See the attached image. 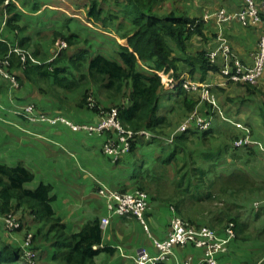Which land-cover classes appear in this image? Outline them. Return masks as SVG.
<instances>
[{"label": "crops", "instance_id": "obj_1", "mask_svg": "<svg viewBox=\"0 0 264 264\" xmlns=\"http://www.w3.org/2000/svg\"><path fill=\"white\" fill-rule=\"evenodd\" d=\"M93 1L11 0L15 14L19 16L13 24L20 30L8 26L11 15L3 3L0 5V61L15 50H23L37 64L52 62L61 50L56 41V34H61L77 36L74 38L77 43L68 49L69 58L76 60L78 54L83 53L86 57V62L80 59L74 63L71 60L59 63L58 67L65 69L66 73H62L61 78L79 79L82 74L88 73L90 60L98 55L121 62V47L128 46V38L134 34L135 28L129 19L90 20L88 11ZM151 1L153 10L161 15L185 13L202 20L206 40L200 36L190 39L188 55L195 58L198 53L205 52L208 60L213 56L210 63L220 70L203 73L200 63L192 68L186 63L188 57L172 40H168L173 58L178 61L179 78L175 80L170 74L156 73L166 78L158 109L159 115L167 118L169 126L162 131L167 135V142L171 137L174 139L172 151L178 148L170 162L167 159L172 151L158 146L146 147L142 142L132 153L118 162H112L102 150L106 136H88L62 126L30 123L19 116L29 104L36 105L44 113L59 112L63 110L59 102L61 98L68 100L75 111L84 112L77 113V120L80 117L84 118L83 121L97 122L101 113L86 110L83 97L78 103V97L84 95L88 88L95 92L103 108L130 105L128 98L111 97L92 82L81 88L79 94L71 92L73 94L70 95L53 78L47 82L38 77L29 80L22 67L10 69L20 82L18 90L0 75V164L15 167L23 163L35 176L24 186L28 190L34 191L41 183L53 187L52 207L56 218L65 225L67 234H78L87 223L100 221L101 248H114L115 251L98 254L96 264H136L141 250L145 249L151 255L157 253L138 220L118 217L109 211L107 200L99 194L102 186L121 192H147L150 209L146 221L152 235L164 239L176 214L174 204L177 198L172 196L177 189L172 183L178 180L181 168H186L185 172L197 178H200L197 173L201 171L207 182L232 176L236 172H243L257 182L264 181V152L256 146L236 149L232 142L251 134L254 140L264 145V76L257 87L249 88L248 85L230 82L222 74L235 62L247 68L253 65L262 25H246L238 19L244 7L242 0ZM114 3V0H108L106 9L114 10ZM223 11L226 15L222 17ZM6 49L8 51L4 54ZM76 64L82 66V71L74 66ZM151 68V63L139 62V71L147 74L155 72ZM186 82H191L195 88L185 90L182 85ZM125 93L129 94L130 89H126ZM210 114L213 115L210 129H200L195 116L206 118ZM186 121L189 123L187 132L178 131V127ZM192 181L197 182L194 177ZM260 216L258 214L256 219ZM103 219H109L110 224L103 225ZM31 220L34 245L39 253L37 264H58L53 259V235H48L49 240H46L48 227ZM263 221L260 220L262 230ZM38 228L43 231L38 233ZM240 235L231 244L228 253L218 256V264H264V241H260L259 237L242 238ZM8 243L13 246L11 240ZM202 257L203 252L194 247L176 248L164 264H185L189 259L196 263Z\"/></svg>", "mask_w": 264, "mask_h": 264}, {"label": "trees", "instance_id": "obj_2", "mask_svg": "<svg viewBox=\"0 0 264 264\" xmlns=\"http://www.w3.org/2000/svg\"><path fill=\"white\" fill-rule=\"evenodd\" d=\"M3 1L0 0V5L5 3ZM107 2L108 0H103V3ZM114 2L117 9L105 11L99 2L94 0L88 11V18L94 22L113 21L120 18L131 21L135 32L128 38V46L121 47L119 52L121 62L109 60L100 55L95 56L89 62L87 74L69 81L66 76L60 77L62 73H66L65 69L58 67V64L65 58L72 63L80 59L86 62V57L83 53L78 56V59L73 60L62 48L52 62L35 66L30 58L23 63L21 57L13 52L9 55L10 69L24 68L25 76L32 81L35 77L46 81L53 78L59 87L66 88L69 92L77 90L83 82L86 84L93 82L111 97L128 98L130 105L117 106L119 119L126 129L134 132L150 130L156 135H163L160 132L168 127L169 123L166 117L159 115L158 104L164 85L157 73L170 74L175 80L179 78L178 61L173 58V51L168 45V40H172L181 53L188 57L186 63L192 68L200 63L203 73L220 71L210 63L205 52L198 53L195 58L188 55L190 39L194 36L205 39L204 22L199 18H191L185 13L167 15L156 13L151 0H114ZM15 11L12 4L7 5V13L11 15L7 24L15 30H20L13 24L19 20ZM75 37L77 36L56 34V41L59 44L65 41L67 46H71L77 41ZM7 51L8 49L4 51V54ZM139 62L151 63V69L155 72L147 74L139 71ZM74 66L82 71V66L77 64ZM248 87L251 88L249 85ZM126 89H130L129 94L125 93ZM59 101L64 104L63 99L59 98ZM153 139L155 141L157 136ZM177 152L178 148H175L169 153L167 162L174 159ZM185 170L186 168H181L178 171V180L172 183L177 189L172 196L173 199L177 198L174 204L176 213L191 223L202 225L206 222L220 232H224L226 227L233 223L237 235H246V224L241 222L239 216L233 215L228 206L213 209L211 205L221 202V195L229 190L240 194L255 191L257 187L254 180L243 172H236L232 176L216 178L209 183L201 171L197 173L200 174V178H197L196 175L187 173ZM193 177L197 180L196 183H193ZM34 179V174L22 164L15 167L0 164V214L22 210L36 222L48 227L45 239L49 240L48 235H53L51 239L55 248L53 259L58 264H96L95 257L98 254L115 251L114 248H101L102 226L98 220L87 223L78 234H67L65 225L56 218L52 207L53 187L44 183H41L34 191L24 187ZM207 204L210 206L206 207ZM22 260L20 248H15L0 238V264H20Z\"/></svg>", "mask_w": 264, "mask_h": 264}, {"label": "built area", "instance_id": "obj_3", "mask_svg": "<svg viewBox=\"0 0 264 264\" xmlns=\"http://www.w3.org/2000/svg\"><path fill=\"white\" fill-rule=\"evenodd\" d=\"M244 7L238 15V19L246 25L261 24L262 30L258 45L257 55L251 67H244L240 63L235 62L231 68L223 70L222 74L230 82L257 87L264 76V0H242ZM11 4V0H5V5ZM225 12H221V16H225ZM64 47H60L62 49ZM26 63L30 58L32 63L37 64V61L30 56L26 51L15 50ZM213 56L209 57V61ZM10 56H6L0 61V75L9 80L13 89H19L20 83L18 78L10 72ZM163 77V76H162ZM170 82H173L171 80ZM183 88L187 91L192 90L195 86L190 82L183 83ZM91 106H94L92 101ZM95 107V106H94ZM101 119L96 124H73L63 116L49 117L34 104L27 105L19 116L32 123H52L56 125L61 122L69 126L73 131H85L90 135L98 134L106 136V140L102 147L103 153L112 161L118 162L124 156L132 152L133 142L138 136L151 140L153 135L151 132L141 131L134 132L126 129L119 119L118 109L110 111H101ZM214 113V112H213ZM197 124L202 130H208L211 127L213 115L202 118L195 116ZM189 127L188 121L182 123L178 127V131L187 132ZM157 141V139L155 140ZM154 142V141H153ZM174 139L171 137L168 144L171 146ZM256 146L260 151L264 152V145L253 139L251 134H246L241 138L233 141V147L246 148ZM99 194L107 200V207L111 213L122 218H135L144 227L148 239L152 242L157 253L151 255L147 250H141L136 259V264H164L168 257L176 248H184L187 246L194 247L203 252V257L196 263L189 259L185 264H218V256L228 253L231 243L234 241L236 234L233 223H230L223 233L216 231L210 227L191 223L183 217L175 214L170 223V231L166 238L157 239L150 232L147 225L146 216L150 209V197L144 191L135 193L121 192L111 190L104 186L99 189ZM254 209L264 210V204H254ZM102 224L107 226L110 224L109 219H103ZM13 229L19 227L18 224H10ZM29 236L25 247L23 248V259L26 258L28 263L34 264L36 254L32 250Z\"/></svg>", "mask_w": 264, "mask_h": 264}, {"label": "rangeland", "instance_id": "obj_4", "mask_svg": "<svg viewBox=\"0 0 264 264\" xmlns=\"http://www.w3.org/2000/svg\"><path fill=\"white\" fill-rule=\"evenodd\" d=\"M99 3L102 5V7H104L105 11H108V10L111 9V8L110 9H106V8H108L106 3H103V2H99ZM114 7H115L114 10H116L117 7L115 5H114ZM76 43H77V41H76ZM61 45H62V47H64L63 49H65V53L68 56V49L70 48V46H67V43L65 41H62L60 46ZM78 55H80V54H78ZM77 59H78V57H77ZM65 60H68V59L65 58L63 61H65ZM81 61L85 62L84 60H81ZM73 79H74L73 77L72 78L68 77L69 81H73ZM162 82L163 83L166 82L165 76L162 77ZM45 86H47V85H45ZM85 86H87V85H86L85 82H83L79 86V88L77 90L73 91V93H78L79 90L81 88L85 87ZM94 86H98V85L94 84ZM61 88H63V87H61ZM63 89H64L63 91L69 92V91L66 90V88H63ZM90 90L91 89L88 88V90L85 91L86 93L84 95H81V96L78 97V103L82 99V97L84 98L82 103H83V105H84L86 110L98 114L101 111L107 112V111H110L112 109H118L117 106H112V107H109V108L101 107V104L99 103L95 92L94 91L91 92ZM69 93H70V95L73 94L71 92H69ZM51 94H53V93H51ZM92 101L94 102V106L95 107L91 106ZM63 102H64V104L60 103L61 107L63 106V110H60L59 112H56V113H44V112H41V111L40 112L44 113L45 115H47L49 117L63 116L68 121L72 122L73 124H90L91 125V124H96L98 122V121L97 122L83 121L84 118H80V117L77 120L76 119L77 118V113L80 115V114H84V112L80 111L79 109H77L75 111V109L73 108V106L70 105L68 100H64ZM73 112H76V113L73 115ZM23 120H25L27 122H30V121H28L26 119H23ZM30 123H32V122H30ZM40 124L49 125V126L52 125V123H48V122H44V123H40ZM54 126H62L64 128H66L67 130H70L71 132L82 133V134H86L88 136H97L98 135V134L90 135L89 133H87L85 131H78V132L77 131H73L69 126H67L66 124L61 123V122L57 123ZM148 131L151 132L153 137L157 136V141H154L153 138L151 140H147L144 137L138 136L136 138V140L133 142L132 152L141 142L146 144L145 145L146 147L153 148V146H158V147H162L164 149H168V150L172 151L173 146H169L168 142L165 140L167 135L163 131L160 132L163 135H161V134L156 135L154 132H152L150 130H148ZM165 143H166V145L168 144L169 147H165L166 146ZM19 164H22L25 167V165L23 163H19ZM198 175H200V174H198ZM208 182L210 183L211 181H208ZM253 182L256 183V187H257V189L255 191L245 192V193H241L240 194V193H235V191L232 190L231 193H233V195H231V193L228 191L226 194L221 195V197H220V201L221 202H218V204H213V205H211V207L213 209H216V208H222L224 206L227 208V206H228L229 210L232 211L233 215H239L241 222H242V219H243L244 223L246 224V235L245 234H241L240 237H242V238L251 237L252 238V237H257L258 235H261L259 237L261 239H259V240L260 241H264V230H262V228H263L262 224L263 223L260 222V220L262 221V219H264V211L261 210V209L260 210L254 209L253 207L250 206V205L253 206L256 203L264 204V181L263 180H259L257 182V181L254 180ZM243 197H245V199H243ZM243 200H245V202ZM244 203L246 205H244ZM236 204H238V205H236ZM239 204H241V205H239ZM207 206H210V204H207L206 207ZM247 206H250V207H248V209H247ZM258 214L261 215L260 216L261 218H259L257 220L256 216ZM26 217H29L28 221L26 220ZM30 218L32 219L31 220L32 223H35V219L33 217H30L28 214H26L22 210L12 211V212L7 213V214H0V232H1L0 233V238L2 240H4L5 242H9V240H11V242L13 244V247L20 248V250H21V252L23 254V248L25 247V243L27 242L29 236H31L30 243H31V246H32V250L36 254V261H35L34 264H37V262L39 260V255H38L39 253H38V251H37V249L35 248V245H34V235H33L34 229H33V225H31L29 223ZM228 218H229V216L227 217V221H228ZM11 223L18 224L19 227L12 230L13 227H11V225H10ZM147 225L149 226L148 222H147ZM202 225L214 229L212 226L207 225L206 222H204ZM214 230L218 231L219 229L218 230L214 229ZM42 231H43L42 229L40 230V228H38V233L42 232ZM221 232L223 233V231H221ZM238 237H239V235H236L235 238H234V241L232 243H234L237 240ZM15 238H16V240H13ZM20 238H22V239H20ZM230 247H231V245H230ZM27 263H28V260H26V258L23 259L20 262V264H27ZM28 264H30V263H28Z\"/></svg>", "mask_w": 264, "mask_h": 264}, {"label": "clouds", "instance_id": "obj_5", "mask_svg": "<svg viewBox=\"0 0 264 264\" xmlns=\"http://www.w3.org/2000/svg\"><path fill=\"white\" fill-rule=\"evenodd\" d=\"M61 47V46H60ZM161 78H162V76H160ZM163 83V82H162ZM246 148H248V147H246ZM264 211V210H263ZM177 214V213H176ZM180 216V215H179ZM185 219V218H184Z\"/></svg>", "mask_w": 264, "mask_h": 264}]
</instances>
